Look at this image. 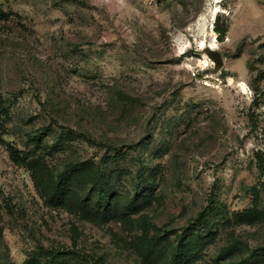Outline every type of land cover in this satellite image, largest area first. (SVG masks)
Listing matches in <instances>:
<instances>
[{"label": "rangeland", "instance_id": "1", "mask_svg": "<svg viewBox=\"0 0 264 264\" xmlns=\"http://www.w3.org/2000/svg\"><path fill=\"white\" fill-rule=\"evenodd\" d=\"M209 7L220 65L214 33L194 31ZM0 11V264H145L143 233L191 242L199 264H264V0H0ZM38 158L49 179L75 168L83 193L102 170L110 192L147 196L135 225L48 205Z\"/></svg>", "mask_w": 264, "mask_h": 264}, {"label": "trees", "instance_id": "2", "mask_svg": "<svg viewBox=\"0 0 264 264\" xmlns=\"http://www.w3.org/2000/svg\"><path fill=\"white\" fill-rule=\"evenodd\" d=\"M2 17H5V13L0 11V18ZM216 31L220 39H223L227 29L216 26ZM8 148L14 161L18 163L28 161V156L15 146L10 145ZM46 167V161L42 158L35 159L31 164L32 178L45 202L50 206L63 207L70 212L78 213L86 219L102 223L116 220L131 229L136 220L133 214L138 213L147 202V199L139 198L140 196L147 197L145 195L110 192L111 182L102 170H95L91 175L89 173L90 176L87 175V178L89 176V187L83 193L78 188L80 183L78 186L72 183L73 178L76 180L71 174L76 170L75 168L69 171L70 175L66 170L56 178L49 179ZM79 170L82 175L86 172L85 167ZM77 177L80 180L79 175ZM135 246L145 264H199L194 259V254L199 249L191 242L172 244L171 248L169 238L161 234L151 237L143 233L137 237ZM24 264H59V262L54 256H50L44 261L35 257Z\"/></svg>", "mask_w": 264, "mask_h": 264}, {"label": "bare ground", "instance_id": "3", "mask_svg": "<svg viewBox=\"0 0 264 264\" xmlns=\"http://www.w3.org/2000/svg\"><path fill=\"white\" fill-rule=\"evenodd\" d=\"M214 14H215V11L213 10V8L209 7L207 9V11H205L204 13H202L199 16V18L197 19V21H196V23L194 25L195 29H196L194 31L197 33V35H201L202 38H204V37L206 38V36H208V33H210L212 31V29L210 31V28H211V24H213L212 23V19H213ZM212 33H214V32L212 31ZM215 35H216L215 33L212 35V42L209 44V46L207 45L208 47L213 48V49H215L216 46H217V44H216L217 40L215 38ZM183 39H184V34L180 33L178 35L177 40L178 41H182Z\"/></svg>", "mask_w": 264, "mask_h": 264}, {"label": "water", "instance_id": "4", "mask_svg": "<svg viewBox=\"0 0 264 264\" xmlns=\"http://www.w3.org/2000/svg\"><path fill=\"white\" fill-rule=\"evenodd\" d=\"M208 55L216 61L217 65L222 63V53L219 50L210 48L208 50Z\"/></svg>", "mask_w": 264, "mask_h": 264}]
</instances>
